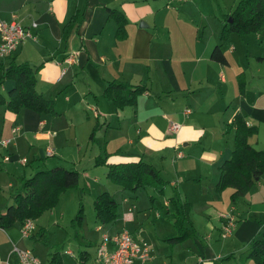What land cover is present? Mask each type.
Here are the masks:
<instances>
[{
  "label": "crops",
  "instance_id": "obj_1",
  "mask_svg": "<svg viewBox=\"0 0 264 264\" xmlns=\"http://www.w3.org/2000/svg\"><path fill=\"white\" fill-rule=\"evenodd\" d=\"M177 1L181 0H0V16L6 20L17 19L30 27L34 35L23 40L18 49L7 56L8 63L4 61V57L0 59V66L9 65L12 61H29L33 65H41L37 73L38 85L41 78L54 81L63 79L68 66L80 64V67H85L94 63V80L103 95L109 80L144 84L146 90L138 96L137 105H127L120 109L105 96L108 101H102L92 83L87 84L88 92L96 97V103L91 105L95 116L92 124L94 126L100 123L98 129H104L102 143L105 142L109 153L108 161L120 162L144 157L154 163L168 183L162 192L153 186L147 187L154 188L163 197L167 212L171 213V208L174 209L173 214H168L171 223L172 216L176 213L173 200L190 201V219L195 234L183 241L188 242L187 249L181 251H187V258H182L181 252H176L171 256L170 264H188L186 262L194 255H197L199 264H217L219 259L221 264L232 259L237 262L236 257L225 260L222 257L231 252L237 256L261 233L264 227V202L261 201L264 200V174L235 202L230 197L234 188L227 187L219 191L217 182L221 166L232 155L234 148V130L227 131L228 122L239 112L245 116L248 124L258 125V133L264 123V71L256 69L244 72L245 93H240L238 73L242 71L232 67L229 58L228 64H222L210 57L213 46L219 42L202 44L197 37L189 39L177 36L188 28L184 25L188 22L180 21L185 17L186 4L175 6ZM107 6L119 8L126 14L128 24L125 37L116 36L117 24L109 16ZM74 15L75 23L66 30V24L70 23ZM33 21L37 23L36 26H33ZM141 21L144 24L141 25ZM258 32L257 38L261 39ZM68 58L72 60L68 61ZM257 58L262 60L264 56L257 55ZM73 84L66 80V85ZM2 106L0 116L4 120L0 122V189L14 187L16 190L21 177L27 176V171L19 172L17 166L12 168L5 163L15 160L17 155L10 153V144L6 147L1 144V140L11 137V128L16 125L20 126L17 134L23 128L21 136L30 145L31 139H35L37 144L41 143L39 141L50 143L58 131L45 129L47 121L41 118L40 112L25 108L16 113ZM86 120H91L89 112ZM172 121L180 123L175 132L170 130ZM54 131L57 133L53 134ZM16 136L18 135L15 138ZM15 140L12 143L17 148ZM93 141L101 144L96 134ZM48 146L52 145L46 146V155ZM100 152L101 148L94 155V160ZM8 153L10 159L7 161L4 155ZM55 154L54 149L53 155ZM21 157L27 156H20L19 163ZM28 163L29 159L26 164H21L25 166ZM44 164L52 165L49 161H44ZM55 165L61 164L57 162ZM103 167V171L99 169ZM83 172L90 176L93 183L99 184L101 178L97 173L107 174V166H96L93 162V165L84 167ZM105 184L108 185L107 191L118 201L119 209L117 190H112L109 183ZM116 186L122 188L120 185ZM71 189L60 196L58 204L51 209L52 215L53 209L62 199V202L70 200L67 196H72ZM14 192H10L11 197L5 204H0V212L13 202ZM135 196L137 195L123 196L126 209L123 211L121 226L115 233L106 232L107 234L114 235L127 229L137 238L136 234L140 232L126 226L136 217L133 203L137 198ZM151 196L154 201L156 196ZM131 207L132 211L129 210ZM226 214L234 215L236 224L233 233L223 238L221 230ZM160 215L156 212V216ZM117 219L118 217L114 221ZM33 221L35 228L28 237L21 232L22 223L0 227V257L3 260L20 264L13 250L14 245L25 246L26 238H44L40 237V229L45 226L40 225L37 219ZM226 238L229 241L218 245L215 243ZM192 244L195 245V250L191 247ZM151 246L152 256L145 264L150 260L152 264L155 260L153 245ZM64 252L74 253L71 249H65ZM88 256L89 252L80 257L86 262ZM249 260L243 264H249ZM60 264H64L62 252ZM93 264H97L96 255ZM134 264L143 263L136 260ZM163 264L168 262L165 260Z\"/></svg>",
  "mask_w": 264,
  "mask_h": 264
},
{
  "label": "rangeland",
  "instance_id": "obj_2",
  "mask_svg": "<svg viewBox=\"0 0 264 264\" xmlns=\"http://www.w3.org/2000/svg\"><path fill=\"white\" fill-rule=\"evenodd\" d=\"M238 1L239 0L177 1L175 6L186 4V8L184 9L185 17L180 21L188 22V24H184L188 26V28H186L184 32H179L177 36L189 39L197 37L202 44L222 42L220 38L222 25L227 14L234 9ZM258 33L262 40L257 38V32L249 34L231 32L228 38L222 42V48L230 59L232 67L239 72L249 73L256 69H262L264 71V58L262 60L257 58V55L264 56V27L260 29ZM3 59L8 63L9 60L7 56ZM94 66V63H89L85 67H80V64L68 66V72L61 80L54 81L41 78L37 88L43 91L46 97H52L54 99L56 109L54 113L42 112L41 118L47 121L45 129L57 130L58 134L52 137L50 143H47V141H39L41 143L37 144L35 139H31L32 144L30 145L29 141L21 136L22 128L15 138V141H17V148L14 147L13 143L9 145V152L16 154L17 157H14L15 160H7L8 162L5 163H8L12 168L17 166L16 168H18L17 170H19V172L26 170L27 176H30L31 173L39 168L54 166L57 162L67 168L77 169L80 172L78 186L70 190L73 191L70 192L72 196H67L70 197V200H64V202H62V199V203L60 202V204L53 209V215L51 214V209H49L40 217L36 218L40 225L45 226V238H26L25 246L19 247L32 249L43 264H48L50 252L55 250L62 252L64 264H93L95 261L96 247L103 233H115L121 226L123 211L126 209L122 201L123 196L134 194L137 195L135 196L137 197L135 198L136 201L133 202L135 204L134 213L136 217L132 222L127 223V228L137 230V232H140L136 234L137 238H144L142 240L153 245L155 260L152 264H163L165 260L170 264L169 260L171 256L176 252L179 253L183 249H187L188 242H180L171 245L165 240V237L174 235L176 229L172 225L168 215L173 214L175 211L173 208H171V213L166 211L163 205V197L152 187H141L137 190L118 188L119 186H116L118 184L113 182L107 177V174L103 172L97 173L101 180L99 184H95L91 181L90 176L83 172L84 167L93 165V162L95 165L94 155L98 153L100 149V144L89 138L93 128L92 122L95 120L91 105L93 106L94 103H96V97L93 93L88 92L89 87L87 84L89 82L92 83L95 90L98 92L99 98L102 101H108L104 98L103 91H100V87L98 88L96 85L94 80L96 76L93 72ZM216 76H218V74ZM67 79L74 84L66 85ZM235 82V77L233 75V83ZM13 84L14 80L12 79L0 83V92L7 96L8 90ZM79 102H82L84 105ZM70 103H72V105H70ZM2 107L3 106L0 105V111L3 110ZM32 112L36 114L35 111ZM87 112H89L90 121L86 120ZM3 120L4 118L1 115L0 122H3ZM100 120H103V118L100 117ZM66 126L67 128H65ZM6 136H9V134ZM96 137L100 143H102L104 140V129H97ZM250 143L254 144L257 148L264 147V123L260 128V132L250 137ZM48 144L54 147L56 151L55 155H46L45 148ZM91 147H93L92 150ZM20 156H27L29 163L25 166L19 163L18 158ZM44 161H49L52 165L47 166L44 164ZM99 169L103 171L105 167ZM13 171L16 172L15 170ZM257 181L255 183H257ZM105 183H109L112 190H117L116 196L118 200H120L118 219L116 222L113 221L108 224H102L96 219L93 207V200L98 192L107 190L108 185ZM3 188L0 189V204H5L8 198L11 197L12 193L10 192H14L13 190H15L14 187ZM151 195L156 196L154 201L151 200ZM80 201L83 202L85 211L84 219L81 224L75 220V222L73 221ZM261 201L264 202V200ZM261 201H259V203ZM259 203L257 206L260 205ZM262 206L264 207V204ZM156 212H159L161 215L156 216ZM258 236H261V233H259ZM217 241L218 242L215 243L218 245L225 241H229V238H226L224 241ZM189 243L191 244V239H189ZM191 247L195 250L194 244H192ZM65 249H71L74 253H65ZM82 250H88L89 252L86 262L80 257V251ZM187 256V251L181 252L182 258H187ZM150 261L148 264H150ZM221 262L222 261L219 259L217 264H221ZM186 263L199 264L197 255H194V257ZM225 264H237V262L235 259H232L229 262H225ZM249 264L255 263L250 259Z\"/></svg>",
  "mask_w": 264,
  "mask_h": 264
},
{
  "label": "trees",
  "instance_id": "obj_3",
  "mask_svg": "<svg viewBox=\"0 0 264 264\" xmlns=\"http://www.w3.org/2000/svg\"><path fill=\"white\" fill-rule=\"evenodd\" d=\"M109 16L117 24L116 36L123 38L127 35L128 18L124 11L116 7L107 6ZM231 17L232 20H229ZM76 21L74 15L66 30ZM264 27V0H239L234 9L227 14L221 28L220 38L223 42L231 32L240 34L256 33ZM222 42L216 43L210 57L222 64L229 60L222 48ZM41 65H33L29 61H12L9 65H1L0 83L8 79L14 80L7 96L0 92V105L6 109L19 113L25 108L37 112L54 113L55 101L48 98L37 89V73ZM238 88L245 93V76L238 73ZM146 90L144 84H132L121 80H109L104 88V96L110 99L116 108L127 105L136 106L138 96ZM101 124L96 123L90 133V139L95 140L96 130ZM234 130V148L232 155L221 166V174L217 182V189L224 190L232 187L231 200L235 202L245 195L264 173V149L257 148L249 142V138L258 133L259 127L248 124L242 113H236L228 122L227 131ZM105 143V142H104ZM104 143L100 144L101 152L96 157L95 165L107 166V177L123 189L136 190L141 187L153 186L163 191L168 181L162 176L159 168L149 160L141 157L137 160L109 162L108 151ZM80 172L63 165L39 168L30 176H22L18 187L13 193V202L0 212V227L6 228L16 223H23L27 218L36 219L45 211L52 209L59 202L62 193L78 186ZM153 199V197L151 196ZM176 213L172 216V223L176 233L165 240L171 245L183 242L195 234L190 219L191 203L188 200L174 199ZM96 219L102 223H110L118 216V201L112 193L104 190L97 194L93 202ZM83 202L79 206L73 221L79 224L84 219ZM74 221V222H75ZM40 237L45 238V228L41 227ZM88 253L80 251V256ZM236 257L237 264L246 260H253L255 264H264V227L261 236L254 237L246 248L236 256L233 252L222 257V260ZM61 263V251L50 252L49 264Z\"/></svg>",
  "mask_w": 264,
  "mask_h": 264
},
{
  "label": "built area",
  "instance_id": "obj_4",
  "mask_svg": "<svg viewBox=\"0 0 264 264\" xmlns=\"http://www.w3.org/2000/svg\"><path fill=\"white\" fill-rule=\"evenodd\" d=\"M37 23L33 21V26ZM34 37L30 27L23 25L17 19L6 20L0 16V58L12 55L19 47L21 42L27 38ZM72 60L68 58V61ZM180 127L179 122L172 121L170 130L177 131ZM20 126H12L11 137H5L1 140V144L8 146L15 139V135L19 131ZM57 132L54 131L53 134ZM182 152H179L181 154ZM47 154L53 155L52 146L47 147ZM5 159H10V154L4 155ZM19 161L22 164L28 162L27 157H21ZM134 206V205H133ZM132 207L129 209L132 211ZM236 224V217L232 214L224 215L222 222L221 236L223 238L233 233ZM35 228L32 218H27L21 225V232L24 236H30ZM13 250L18 256L20 264H43L36 256L33 250L22 248L14 245ZM152 256V246L145 240L135 238L127 229H123L114 235L105 233L97 246V264H134L136 260H140L145 264ZM0 264H11L9 260H3L0 257Z\"/></svg>",
  "mask_w": 264,
  "mask_h": 264
},
{
  "label": "water",
  "instance_id": "obj_5",
  "mask_svg": "<svg viewBox=\"0 0 264 264\" xmlns=\"http://www.w3.org/2000/svg\"><path fill=\"white\" fill-rule=\"evenodd\" d=\"M229 20H232V19H231V17L229 18ZM140 24L142 25V24H144V22H143V21H141V22H140ZM145 24H146V23H145Z\"/></svg>",
  "mask_w": 264,
  "mask_h": 264
}]
</instances>
